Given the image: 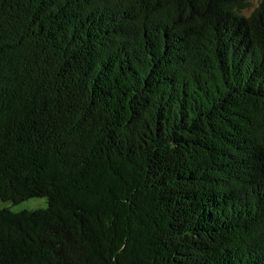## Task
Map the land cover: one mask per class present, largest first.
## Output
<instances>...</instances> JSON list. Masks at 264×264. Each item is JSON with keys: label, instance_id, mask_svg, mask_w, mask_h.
Instances as JSON below:
<instances>
[{"label": "trees", "instance_id": "16d2710c", "mask_svg": "<svg viewBox=\"0 0 264 264\" xmlns=\"http://www.w3.org/2000/svg\"><path fill=\"white\" fill-rule=\"evenodd\" d=\"M31 199L0 264H264V0H0V202Z\"/></svg>", "mask_w": 264, "mask_h": 264}, {"label": "rangeland", "instance_id": "374dc122", "mask_svg": "<svg viewBox=\"0 0 264 264\" xmlns=\"http://www.w3.org/2000/svg\"><path fill=\"white\" fill-rule=\"evenodd\" d=\"M251 3L256 7L258 5V0H251ZM254 11L252 8L247 15L249 16ZM48 202L46 199H31L29 201L23 202L19 205H14L10 202H0V210L3 209H11L14 212H21V211H36L41 209H47Z\"/></svg>", "mask_w": 264, "mask_h": 264}]
</instances>
